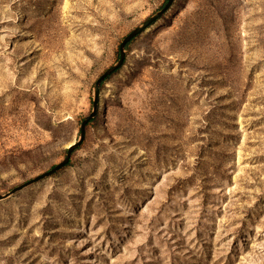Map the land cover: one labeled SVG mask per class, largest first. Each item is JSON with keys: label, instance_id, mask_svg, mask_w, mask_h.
<instances>
[{"label": "rangeland", "instance_id": "obj_1", "mask_svg": "<svg viewBox=\"0 0 264 264\" xmlns=\"http://www.w3.org/2000/svg\"><path fill=\"white\" fill-rule=\"evenodd\" d=\"M166 1L0 0V194L65 159ZM57 24L89 46L52 55ZM0 264H264V0H176L135 38L69 165L0 201Z\"/></svg>", "mask_w": 264, "mask_h": 264}, {"label": "water", "instance_id": "obj_2", "mask_svg": "<svg viewBox=\"0 0 264 264\" xmlns=\"http://www.w3.org/2000/svg\"><path fill=\"white\" fill-rule=\"evenodd\" d=\"M176 0H168L167 3L165 4V6L156 14H154L153 16H151L149 19L145 20L139 27H137L136 29H134L133 31H131L122 41L120 48H119V58L117 60V62L112 65L111 67H109L106 71H104V73H102V75L97 79L95 85H94V93H93V108L92 111L90 112V114L84 119V121L81 124V132H80V139L77 143L71 145L68 149H67V155L65 157V159L59 163L58 165H56L55 167H53V169H51L50 171H48L47 173H44L38 177H36L35 179L29 181L28 183H26L25 185H23L22 187H19L15 190H13L12 192L6 194V195H2L0 194V201H3L5 199H8L11 195H13L14 193L18 192L19 190L23 189L24 187H27L29 185L35 184L39 181H42L46 178L51 177L52 175L58 173L59 171H61L63 168H65L71 160V157L73 155V153L83 144L84 140H85V129L88 126V124L90 123V121H92L93 119L96 118L98 111H99V95H100V89L102 84L106 81V79L110 76H112L114 73H116L117 71H119L122 67H124L125 61H126V48L127 46L138 36L142 35L143 33H145L150 27H152L158 20H160L173 6V4L175 3Z\"/></svg>", "mask_w": 264, "mask_h": 264}, {"label": "bare ground", "instance_id": "obj_3", "mask_svg": "<svg viewBox=\"0 0 264 264\" xmlns=\"http://www.w3.org/2000/svg\"><path fill=\"white\" fill-rule=\"evenodd\" d=\"M104 1L105 3H107V1L109 0H101ZM111 2H114V5L116 4L115 0H110ZM79 26L82 27H89L88 25L84 24V23H80ZM45 29L47 30L48 33V39L47 42L49 44V46L51 47V54L54 55L55 53H57L60 50H68L69 52L74 51L75 49H85L87 48L88 45V41L86 39L84 40H73L70 41L69 43H64V38H65V32H63V29H60V26L57 25H46ZM90 30H87V32ZM47 54V53H46ZM66 56V53H64L61 57L62 59H57L56 61V65L54 66V71H56V69L59 67V65H68L70 68H74L76 65V61H77V56H72V55H68ZM55 58L53 57V60ZM55 61V60H54ZM49 69V68H48ZM8 110V108H7Z\"/></svg>", "mask_w": 264, "mask_h": 264}, {"label": "trees", "instance_id": "obj_4", "mask_svg": "<svg viewBox=\"0 0 264 264\" xmlns=\"http://www.w3.org/2000/svg\"><path fill=\"white\" fill-rule=\"evenodd\" d=\"M167 1H168V0H167ZM167 1H166V2H167ZM130 44H131V43H130ZM130 44H129V45H130ZM129 45H128V46H129ZM118 72H119V71H117L116 73H118ZM116 73H114L112 76L108 77V78L106 79V81L109 80L111 77H113ZM103 85H104V83L102 84L101 89L103 88ZM95 119H96V118H95ZM95 119H94V120H95ZM94 120H93V121H94ZM93 121H91V122H93ZM68 165H69V164H68Z\"/></svg>", "mask_w": 264, "mask_h": 264}]
</instances>
